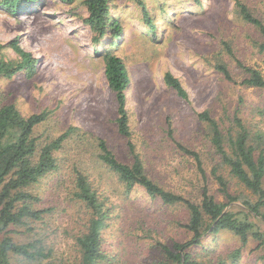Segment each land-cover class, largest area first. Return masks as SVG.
Wrapping results in <instances>:
<instances>
[{"label": "rangeland", "instance_id": "374dc122", "mask_svg": "<svg viewBox=\"0 0 264 264\" xmlns=\"http://www.w3.org/2000/svg\"><path fill=\"white\" fill-rule=\"evenodd\" d=\"M3 1L0 44L5 47L0 48V57L19 61L14 43L32 52L37 62L33 72L22 70L10 79H0V105L13 104L24 116L48 112L34 129L40 146L71 130L54 152L58 169L43 176L31 191L39 198L33 207L50 211L26 226L12 227L18 233H9L18 243L40 240L50 256L38 262L14 255L11 264L77 262L74 238L84 230L87 210L72 196L74 168L87 172L114 205L102 232L108 261L159 262L152 246L155 240H185L190 234L173 221L183 218L182 208L161 204L141 187L129 194L121 192L114 173L97 158L102 140L118 159L129 160L128 139L117 132V103L105 78V54L114 51L125 64L129 140L144 157L149 176L195 201L205 184L215 199L222 201L210 174L211 163L217 159L198 113L209 111L228 130L236 110L243 124L262 134L264 141V90L240 84L245 74L235 62L257 68L264 76V53L257 46L262 36L239 17L235 0H109L108 18L117 19L119 37L113 36L109 24L103 35L90 28L85 21L89 14L85 0H36L17 13L8 12ZM240 1L264 21V0ZM218 61L227 65L233 81L216 69ZM166 72L181 81L186 98L166 86ZM176 142L199 153L204 179L194 158L180 151ZM223 174L231 192L246 193L226 169ZM258 225L264 228L263 223ZM28 226L34 227L35 234L25 231ZM202 242L213 244L217 254L240 245L239 238L228 233L213 241L206 235ZM228 264H264V246L257 247L250 239L240 258Z\"/></svg>", "mask_w": 264, "mask_h": 264}, {"label": "trees", "instance_id": "16d2710c", "mask_svg": "<svg viewBox=\"0 0 264 264\" xmlns=\"http://www.w3.org/2000/svg\"><path fill=\"white\" fill-rule=\"evenodd\" d=\"M35 1L4 0L2 5L8 12L17 13L24 11L29 3ZM85 5L89 13L85 21L94 32L103 35L106 31L105 25L109 24L113 36H121L117 19L108 18L109 0H85ZM235 7L239 17L255 27L262 36L257 46L260 52L264 53V21L255 16L240 0H235ZM143 10L146 11L144 8ZM146 16L148 18L147 13ZM149 28L153 29V26ZM11 45L21 58L19 61H13L0 57V79H10L22 70L24 73L33 72L37 62L32 52L21 50L14 43ZM2 47L5 45L0 44V48ZM110 47H115V44L112 43ZM228 53H232L229 47ZM218 62L216 69L227 80L233 81L227 65ZM235 62L245 74L240 84L264 90V76L257 68L246 66L239 60ZM104 73L108 87L115 93L117 132L128 139L126 146L129 160L118 159L102 140L97 145L98 160L114 173L121 192L129 194L132 189L141 187L150 198L158 199L165 206L182 208L184 211L182 219L173 221L190 234L189 238L182 240L172 237L169 241L166 240L167 242L155 240L152 246L158 253L159 262L154 264L235 263L248 240L256 241L257 247L264 246V228L258 225L259 223L264 225L262 134L252 132L245 126L236 110L231 120L233 131L231 128L224 130L220 121L209 111L199 112L198 121L204 125L210 150L217 159L211 163L210 174L224 200L217 201L205 184L199 193L200 198L197 201L192 200L180 192L165 188L151 178L146 172L144 157L129 140L131 130L126 109L128 73L122 58L114 51H107L105 54ZM163 79L166 86L173 89L177 95L187 97L181 81L171 72L164 73ZM47 116V111L24 116L13 104L0 105V264H11L10 259L14 255L38 262L50 256V250L46 251L38 239L18 243L9 236V233H18V230L12 227L26 226L28 221L39 220L43 214L50 211V208L33 207V202L39 198L31 191L43 176L58 169L54 152L61 148L63 140L71 130L40 146L34 129ZM176 147L194 158L204 179L203 162L199 153L180 142H176ZM222 169H226L229 178H233L246 193L231 192L229 180L224 176ZM73 172L72 196L81 201L87 210L84 230L74 238L79 250L75 264H101L107 259L102 249V232L108 226L114 205L104 195L103 190L90 180L87 172L78 168H74ZM25 231L33 233L34 227L28 226ZM221 233L238 237L240 245L225 254H217L215 250L213 251V244L202 242L206 235L211 236L213 241ZM106 264L111 262L107 259Z\"/></svg>", "mask_w": 264, "mask_h": 264}]
</instances>
